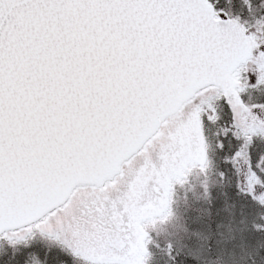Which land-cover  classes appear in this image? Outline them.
I'll use <instances>...</instances> for the list:
<instances>
[{"label":"snow or ice","instance_id":"obj_1","mask_svg":"<svg viewBox=\"0 0 264 264\" xmlns=\"http://www.w3.org/2000/svg\"><path fill=\"white\" fill-rule=\"evenodd\" d=\"M0 264H264V0H0Z\"/></svg>","mask_w":264,"mask_h":264}]
</instances>
